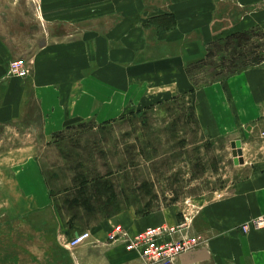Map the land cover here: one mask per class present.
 <instances>
[{"label":"rangeland","instance_id":"374dc122","mask_svg":"<svg viewBox=\"0 0 264 264\" xmlns=\"http://www.w3.org/2000/svg\"><path fill=\"white\" fill-rule=\"evenodd\" d=\"M182 1L0 0V44L10 52L11 63H26L58 34L88 23H113L125 13L134 17L138 4L151 16H172L170 6L179 10ZM217 1L215 37L206 56L190 63L199 86L264 65V29H232L241 16L250 18V11L264 3ZM197 8L190 17H199ZM246 32L250 34L236 38ZM32 145L46 176L52 211L8 205V176L0 174V264H137L138 257L125 254L124 243L111 237L117 226L129 234L138 232L133 223L123 222L132 217L142 224L155 214L188 222L186 217L198 215L204 203L236 179L228 140H210L200 132L192 104L182 94L148 108L130 107L103 124L73 125L50 141L37 114L0 125V170H9L8 152ZM87 231L93 233L89 243L69 247Z\"/></svg>","mask_w":264,"mask_h":264},{"label":"crops","instance_id":"0c3cea01","mask_svg":"<svg viewBox=\"0 0 264 264\" xmlns=\"http://www.w3.org/2000/svg\"><path fill=\"white\" fill-rule=\"evenodd\" d=\"M240 2L259 6L264 0ZM196 3L182 1L179 10L170 6L172 16H151L138 4L134 17L125 13L113 23H88L70 34H58L27 60L32 67L24 76L10 73L11 54L0 44V125L37 114L44 138L50 141L73 125L103 124L130 107L148 108L185 95L200 132L210 140H228L236 179L204 203L198 215L186 217L191 234L206 244L179 264H264V230L247 234L241 230L264 217V65L243 69L223 81L196 84L190 63L206 56L221 2ZM195 7L200 8L198 18L190 17ZM237 22L232 29H264V7L254 8L250 18L243 15ZM237 140L244 160L238 166L231 149ZM36 150L32 145L8 152L9 170L3 168L0 174L8 176V205L35 206L44 212L52 209L53 201ZM130 219L123 223H133L138 232L131 234L185 222L158 214L142 224ZM122 248L140 260L125 245Z\"/></svg>","mask_w":264,"mask_h":264},{"label":"built area","instance_id":"2783aa9c","mask_svg":"<svg viewBox=\"0 0 264 264\" xmlns=\"http://www.w3.org/2000/svg\"><path fill=\"white\" fill-rule=\"evenodd\" d=\"M30 71V65L24 61L10 64V73L13 75L24 76ZM241 230L245 234L252 230H264V217L244 224ZM111 237L121 240L126 251L137 254L141 264H179L183 257L195 253L206 244L202 237L191 234L188 222L175 227L150 228L138 234H129L123 227L117 226ZM91 240V233L83 232L70 241L69 247L77 248Z\"/></svg>","mask_w":264,"mask_h":264},{"label":"water","instance_id":"95a60500","mask_svg":"<svg viewBox=\"0 0 264 264\" xmlns=\"http://www.w3.org/2000/svg\"><path fill=\"white\" fill-rule=\"evenodd\" d=\"M232 156L236 166L244 164L242 143L237 140L231 143Z\"/></svg>","mask_w":264,"mask_h":264},{"label":"trees","instance_id":"16d2710c","mask_svg":"<svg viewBox=\"0 0 264 264\" xmlns=\"http://www.w3.org/2000/svg\"><path fill=\"white\" fill-rule=\"evenodd\" d=\"M247 34H250V32L240 33V34L237 35L236 38H238V37H243L244 35H247ZM234 38H235V37H233V38H231V39H234ZM234 74H235V73H234ZM232 75H233V74H232ZM84 186H86V184H85Z\"/></svg>","mask_w":264,"mask_h":264}]
</instances>
